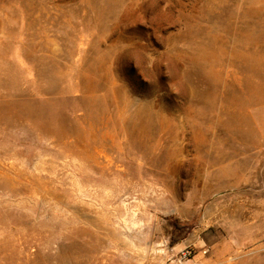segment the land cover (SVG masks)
Segmentation results:
<instances>
[{"label":"rangeland","instance_id":"1","mask_svg":"<svg viewBox=\"0 0 264 264\" xmlns=\"http://www.w3.org/2000/svg\"><path fill=\"white\" fill-rule=\"evenodd\" d=\"M0 264H264V0H0Z\"/></svg>","mask_w":264,"mask_h":264},{"label":"built area","instance_id":"2","mask_svg":"<svg viewBox=\"0 0 264 264\" xmlns=\"http://www.w3.org/2000/svg\"><path fill=\"white\" fill-rule=\"evenodd\" d=\"M187 254H189V253L187 252Z\"/></svg>","mask_w":264,"mask_h":264}]
</instances>
